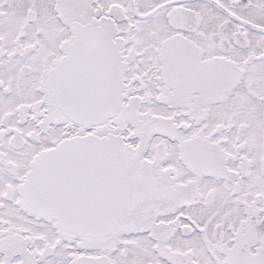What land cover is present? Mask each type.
<instances>
[{
    "label": "snow or ice",
    "instance_id": "snow-or-ice-1",
    "mask_svg": "<svg viewBox=\"0 0 264 264\" xmlns=\"http://www.w3.org/2000/svg\"><path fill=\"white\" fill-rule=\"evenodd\" d=\"M0 264H264V0H0Z\"/></svg>",
    "mask_w": 264,
    "mask_h": 264
}]
</instances>
